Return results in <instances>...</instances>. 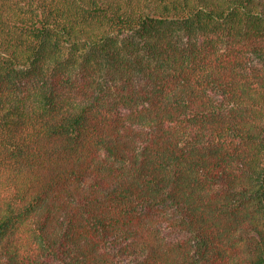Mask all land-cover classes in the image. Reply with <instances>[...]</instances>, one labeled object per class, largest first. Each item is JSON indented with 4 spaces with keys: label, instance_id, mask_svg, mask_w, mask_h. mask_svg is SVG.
Returning <instances> with one entry per match:
<instances>
[{
    "label": "trees",
    "instance_id": "trees-1",
    "mask_svg": "<svg viewBox=\"0 0 264 264\" xmlns=\"http://www.w3.org/2000/svg\"><path fill=\"white\" fill-rule=\"evenodd\" d=\"M0 264H264V0H0Z\"/></svg>",
    "mask_w": 264,
    "mask_h": 264
}]
</instances>
